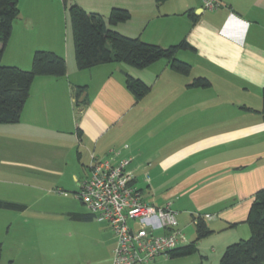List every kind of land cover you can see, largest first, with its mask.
I'll return each mask as SVG.
<instances>
[{
    "label": "crops",
    "instance_id": "1",
    "mask_svg": "<svg viewBox=\"0 0 264 264\" xmlns=\"http://www.w3.org/2000/svg\"><path fill=\"white\" fill-rule=\"evenodd\" d=\"M30 1L32 13L17 5L22 16L15 19L23 22L14 19L5 46L15 48L24 65L12 64L22 68L36 49L30 32L38 26L33 9L39 6ZM51 1L44 12L65 14L63 0ZM69 1L102 17L113 7L129 10L128 21L112 26L126 36L162 47L185 39L193 49L176 57L190 64V73H177L165 59L142 69L110 62L80 70L66 29H48L59 22H44V50L62 56L66 71L35 76L19 121L0 123V153L6 156L0 157V180L17 182L8 172L35 166L31 154L41 157L44 171L69 170L77 185L92 155L113 163L130 159L144 202L170 203L182 228L196 226V215H211L203 220L212 232L195 243L209 259L226 238L242 236L255 193L264 188V119L257 102L264 88V0H219L212 10L202 0ZM126 75L148 84L149 92L137 100ZM195 77L207 78L210 86L191 87ZM18 150L27 159L10 157ZM213 235L225 236L211 240ZM114 245L113 235L99 262L110 263Z\"/></svg>",
    "mask_w": 264,
    "mask_h": 264
},
{
    "label": "rangeland",
    "instance_id": "2",
    "mask_svg": "<svg viewBox=\"0 0 264 264\" xmlns=\"http://www.w3.org/2000/svg\"><path fill=\"white\" fill-rule=\"evenodd\" d=\"M16 1L20 9H23V11L28 9L27 12L32 13V1ZM60 2L63 5L62 1ZM69 3L68 0L67 5ZM35 4L39 6L37 11L32 7L34 14L37 15L35 23L38 26L33 27L30 32L33 37L32 40L35 42V50H44V22L54 23V21H57V23L59 22L58 27L48 25L47 28H60L61 31L66 29L72 45V52H74L70 15L67 6L65 7V14L62 13L61 16H57L54 11L44 12V5H53L51 0H35ZM108 14L103 15L106 21ZM19 15L22 16V10ZM15 20L16 24H22L23 22ZM10 46L8 45L5 49L1 64L15 66L12 63H20L19 65H24L21 64L22 62H17L20 60L15 59V48ZM177 58L180 59L178 56ZM31 61L28 66H25L26 68L16 66L28 70L31 67ZM257 102H260L262 107L261 96L257 97ZM34 149H41V146H35ZM16 153L18 154L9 156L27 159L20 154L19 150ZM0 157L6 156L1 152ZM27 157L33 161L35 166L27 168L11 167L8 172L9 175L17 179V182L7 183L8 181L0 180V200L25 205L23 210L0 208V242L2 244L0 264H102L99 261L103 259L106 253L105 250L108 249L107 246L113 239L111 229L95 219L80 220L73 217L76 213L89 214V210L75 196L78 185L71 179L69 170L63 171L61 174H53L40 168L41 157L35 154ZM85 171L87 173V169ZM0 173H5V170L0 169ZM246 226L245 232L241 233L242 236H238L240 235L238 234L226 238L229 241L226 245L239 239H248L251 233L248 224ZM179 228L185 236V241L181 245L188 244L191 239L195 238V225L189 223L184 228L179 225ZM223 236L225 235H213L211 240L214 238L223 240ZM207 238L203 239V242L210 240V238L208 240ZM103 242L104 244H102ZM226 245L221 249L217 247L215 256L211 255L209 259L201 257V252L194 251L191 254L174 255L165 261L159 259L158 264H217ZM96 261L97 263H95Z\"/></svg>",
    "mask_w": 264,
    "mask_h": 264
},
{
    "label": "trees",
    "instance_id": "3",
    "mask_svg": "<svg viewBox=\"0 0 264 264\" xmlns=\"http://www.w3.org/2000/svg\"><path fill=\"white\" fill-rule=\"evenodd\" d=\"M63 2L70 15L74 57L78 69L110 62H120L142 69L159 59H165L177 73H190V64L176 57L179 50L193 49L185 39L167 47L148 43L140 37L126 36L112 28L130 19V12L125 8L113 7L106 21L99 13L88 12L76 3L67 5L68 0ZM18 14L16 0H0V123L19 121L35 76L59 77L66 71L65 59L47 50L34 51L28 70L1 64L5 46L12 33L13 21ZM125 85L137 100L150 90L148 84L130 75H126ZM190 86L205 88L210 86V81L205 77H195ZM80 89L77 88L75 92L77 105ZM260 113L264 119V88ZM0 208L23 210L25 205L0 200ZM73 217L80 220L92 219L89 214L76 213ZM246 222L250 228V237L226 246L217 264H264V188L255 193ZM195 228L194 240L173 251L171 257L193 253L196 251V241L212 232L201 218L196 222ZM1 248L0 242V254Z\"/></svg>",
    "mask_w": 264,
    "mask_h": 264
},
{
    "label": "built area",
    "instance_id": "4",
    "mask_svg": "<svg viewBox=\"0 0 264 264\" xmlns=\"http://www.w3.org/2000/svg\"><path fill=\"white\" fill-rule=\"evenodd\" d=\"M202 2L209 10L221 6L219 0ZM129 164L130 159L113 163L92 155L75 196L93 219L111 229L115 245L109 264H158L159 259L168 260L183 246L185 236L170 203L155 206L143 201ZM210 217L196 215L193 222Z\"/></svg>",
    "mask_w": 264,
    "mask_h": 264
}]
</instances>
